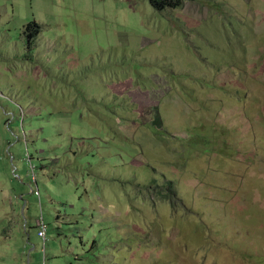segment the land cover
I'll use <instances>...</instances> for the list:
<instances>
[{"label": "rangeland", "instance_id": "obj_1", "mask_svg": "<svg viewBox=\"0 0 264 264\" xmlns=\"http://www.w3.org/2000/svg\"><path fill=\"white\" fill-rule=\"evenodd\" d=\"M150 2L0 0V264H264V0Z\"/></svg>", "mask_w": 264, "mask_h": 264}, {"label": "trees", "instance_id": "obj_2", "mask_svg": "<svg viewBox=\"0 0 264 264\" xmlns=\"http://www.w3.org/2000/svg\"><path fill=\"white\" fill-rule=\"evenodd\" d=\"M151 2H150V4H151V6L155 9V10H158V11H164V10H166V9H168V8H171V9H179V8H182L183 6H184V4L187 2V1H190V0H150ZM32 27H35V26H32L31 24H28V26H27V29H26V31H28V30H31V28ZM38 27H40V26H38ZM36 32V31H38L39 32V28H37V29H35V30H31V31H28V34H32V32ZM37 33V32H36ZM135 70L134 71H132V70H130L131 72H132V75L134 76V77H136V78H140V75H141V73H140V71H141V67H140V64H138V63H136V67L134 68ZM91 69L90 68H88V71H90ZM129 70V69H128ZM109 78H110V76H108ZM76 78V77H75ZM74 78V79H75ZM58 79H61V80H63V81H65V82H67V81H70L69 79H68V77L66 76V77H64L63 75H60V77H58ZM156 111V110H155ZM79 112V114H78V116L76 117L75 115H73L72 116V118L71 117H68V116H66L65 115V112L64 111H60V112H57V113H50V115H56L57 117H59V118H61V120H62V122H60V121H57V123L58 124H60L61 126H63V121H70L71 122V120L73 119V122H71V123H74V122H77L76 124H82L81 122H80V120H78V118H82V111H78ZM158 112V111H157ZM154 115L156 116V114L154 113ZM157 119H156V121H155V124L153 123V128H155L156 130L158 129L159 131H160V128L161 127H159V125H161L160 123H161V121L159 122V118H158V116L156 117ZM102 124V123H101ZM158 124V125H157ZM101 126V125H100ZM104 125H102V127H103ZM94 129V128H93ZM106 129H108V132H112L114 135H115V133H114V131H113V129H112V127H110V126H108V127H106ZM81 132V131H80ZM161 133V132H160ZM71 134V132L70 131H61V133H60V140H62L63 138H67V141L70 139V137H69V135ZM81 135H82V137L85 135V133L82 131L81 133H80ZM210 134H212L211 132H210ZM71 136V135H70ZM84 138V137H83ZM66 141V142H67ZM64 150H66V149H64ZM64 150H62L63 152H64ZM52 152H54V150H51L50 149V151L47 153V154H42V155H45V156H48L50 153H52ZM59 153H61V152H59ZM37 154H39V153H37ZM57 156V155H56ZM44 160H46V159H44ZM38 164H40V166H44V163H42V162H44L43 160H41V159H38ZM50 165V164H49ZM48 166V165H47ZM49 167V166H48Z\"/></svg>", "mask_w": 264, "mask_h": 264}, {"label": "built area", "instance_id": "obj_3", "mask_svg": "<svg viewBox=\"0 0 264 264\" xmlns=\"http://www.w3.org/2000/svg\"><path fill=\"white\" fill-rule=\"evenodd\" d=\"M38 226H39V230H38L39 237L42 238L43 240H46L47 238L46 225L43 223L42 220H39Z\"/></svg>", "mask_w": 264, "mask_h": 264}, {"label": "flooded vegetation", "instance_id": "obj_4", "mask_svg": "<svg viewBox=\"0 0 264 264\" xmlns=\"http://www.w3.org/2000/svg\"><path fill=\"white\" fill-rule=\"evenodd\" d=\"M35 32H32V34H28L29 36L27 37V39L29 40V43L27 44V45H29V47L31 46V44L33 43V37L35 36V35H37V33L36 34H34ZM31 35V36H30Z\"/></svg>", "mask_w": 264, "mask_h": 264}, {"label": "crops", "instance_id": "obj_5", "mask_svg": "<svg viewBox=\"0 0 264 264\" xmlns=\"http://www.w3.org/2000/svg\"><path fill=\"white\" fill-rule=\"evenodd\" d=\"M20 258H18V260H19ZM17 264H21L20 262H18Z\"/></svg>", "mask_w": 264, "mask_h": 264}]
</instances>
